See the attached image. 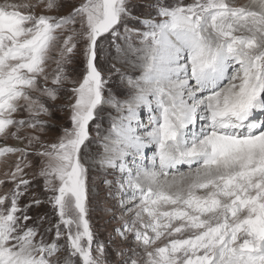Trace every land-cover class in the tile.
Returning <instances> with one entry per match:
<instances>
[{
	"label": "snow or ice",
	"instance_id": "obj_1",
	"mask_svg": "<svg viewBox=\"0 0 264 264\" xmlns=\"http://www.w3.org/2000/svg\"><path fill=\"white\" fill-rule=\"evenodd\" d=\"M153 7L141 20L132 0L0 2V140L23 145H0V162L16 157L5 173L14 187L0 196V264H109L89 219L92 167L119 172L121 204L131 203L117 230L132 244L117 249L121 264H264V0ZM107 47L140 61L136 79L121 73L124 100L97 64ZM80 56L77 80L69 66ZM61 93L71 126L48 143L45 117ZM105 107L117 113L106 134ZM25 169H38L48 195L22 207L34 187ZM44 203L55 222L29 214Z\"/></svg>",
	"mask_w": 264,
	"mask_h": 264
},
{
	"label": "rangeland",
	"instance_id": "obj_2",
	"mask_svg": "<svg viewBox=\"0 0 264 264\" xmlns=\"http://www.w3.org/2000/svg\"><path fill=\"white\" fill-rule=\"evenodd\" d=\"M0 2H2V0H0ZM65 2L79 4L82 3L83 0H65ZM169 2L175 3V0H169ZM184 2L189 3L192 2V0H184ZM154 3L155 0H132L133 15L139 17L141 20L154 17ZM235 3L240 6H247V4L250 3V0H235ZM37 11L41 14L65 16L71 11V8H65L59 13H45L43 9H37ZM129 27L138 28L140 31L145 30L143 25L135 20L129 21ZM127 60L129 62L125 63L123 62L122 58H118L115 49L112 47H107V51L103 54V58H101L99 55L97 58L98 67L102 71L104 77L109 79V83L106 86V91L107 89H111L112 94L121 100L126 99L130 91L127 80L122 78L121 73L125 77L136 79L141 75L139 74V71H142V69L139 67L140 61L136 56L129 55ZM112 65H115V68L120 70L119 73L112 68ZM69 67L75 68V79H82L84 75L82 56L77 58V63L75 65ZM69 74L72 75L73 73L70 72ZM133 74H135L134 77L131 76ZM66 96L67 93H61L60 99L55 102H50L52 107V115L50 117H45V119L48 120L51 127L46 133L41 134L42 139L48 143L57 142L59 137L63 134L61 129L71 126L67 100L65 99ZM142 110L143 108L140 111ZM116 115L117 113L114 109L105 107L100 121L102 126L101 131L103 133H107V129L111 123V118L115 117ZM142 117L144 123L148 121L149 113L146 109H144ZM17 118L21 117L18 116ZM90 130L94 136V129L91 128V125ZM16 142L17 141L12 139L7 141L0 140V145L8 144L15 147ZM21 147H23V145H21ZM153 151L151 149H146L149 159L151 158L150 155L151 153L153 154ZM5 160L6 163L0 162V180L6 181L4 186H0V196L5 195L14 187V185L10 182L9 177H7L5 173L14 170L13 165L16 157L5 158ZM37 170L38 169H25V172L27 173L25 179L33 180L34 187L29 195L21 199L20 204L22 207L23 205L29 203L33 194L42 200L48 195V193H46L44 190L42 179L34 178L32 176V172ZM120 176L121 174L119 172L114 170L104 171L98 167H92L89 172L91 188L89 219L95 234V241H99L105 245L109 264H121V258L116 254L118 248L127 251L130 247H132L131 237H129V240L125 242L121 239L117 232L118 229L123 227L125 221H130L133 218V213L126 210L127 208L131 207V203L126 202L123 206L121 204V200H126V196L120 190L119 184L117 183V181L120 179ZM105 181L110 183H105ZM29 214L33 217L47 214L53 222H55L57 219L53 213L51 205L48 203H44L39 208H33L30 210ZM28 223L32 224L33 221H29ZM44 227H47V224H45ZM53 236L54 233L50 234L49 239H51ZM137 251H139V248H137ZM60 255L61 259L66 258L67 251L65 250ZM126 258L127 257H125V259Z\"/></svg>",
	"mask_w": 264,
	"mask_h": 264
},
{
	"label": "bare ground",
	"instance_id": "obj_3",
	"mask_svg": "<svg viewBox=\"0 0 264 264\" xmlns=\"http://www.w3.org/2000/svg\"><path fill=\"white\" fill-rule=\"evenodd\" d=\"M189 3H190V2H189ZM249 4H250V3H248L247 5H249ZM141 72H142V71H139V74H141ZM135 74H136V73H135ZM135 74H133V75H131V76L134 77ZM143 111H144V109H143L142 111H140V113H141V114H140L141 119L143 118V117H142ZM147 122H148V121H146L145 124H147ZM3 145H4V144H3ZM7 146H10V145L7 144ZM15 147H21V144H19L18 142H16V146H15ZM151 150L153 151V149H151ZM146 154H147V153H146ZM150 156H152V153H151ZM182 167H185V168H186V166H182Z\"/></svg>",
	"mask_w": 264,
	"mask_h": 264
},
{
	"label": "built area",
	"instance_id": "obj_4",
	"mask_svg": "<svg viewBox=\"0 0 264 264\" xmlns=\"http://www.w3.org/2000/svg\"><path fill=\"white\" fill-rule=\"evenodd\" d=\"M7 145V144H6Z\"/></svg>",
	"mask_w": 264,
	"mask_h": 264
}]
</instances>
